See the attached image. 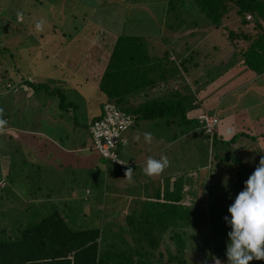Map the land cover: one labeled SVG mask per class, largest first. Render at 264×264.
Returning a JSON list of instances; mask_svg holds the SVG:
<instances>
[{
    "label": "rangeland",
    "instance_id": "rangeland-1",
    "mask_svg": "<svg viewBox=\"0 0 264 264\" xmlns=\"http://www.w3.org/2000/svg\"><path fill=\"white\" fill-rule=\"evenodd\" d=\"M163 1L0 0V88L8 90L11 96L13 88L1 83L17 81L13 66L18 67V75L32 71L31 78L36 84L46 82L50 90L56 88L55 93L41 88L26 99L29 104L26 109L41 107L43 110L26 112L22 119L29 125L28 129H36L35 132L21 133L6 125L5 132L0 133V237H8L10 233L15 236L19 227L35 220L37 209L42 206L59 210L74 227L81 224L99 226L108 235L107 241H118L122 237L129 245L130 217L127 213L137 210L144 198L132 177L126 181L125 177L117 180L119 173H111V170L121 168L124 174L140 160L144 169L149 157L159 160L166 156L170 165L162 172L163 180H158V186L161 185V193L167 191L174 200L180 198L181 208L190 212L189 219H184L179 226L194 230L207 226L209 237L208 232L206 236L214 244L226 243L229 239L224 217L231 218V214L218 202L224 203L221 197H225L230 199L228 206L234 203L245 181L264 157V71L258 73L243 61L244 56L238 49L243 47L245 40L232 42L227 31L229 27L238 32L253 31L254 22L241 23L232 10L223 17L220 28L212 29L209 18L192 8V13L183 12L182 22L177 23L172 11L165 15L161 8ZM18 13L23 14L22 21L17 20ZM41 20L44 21L43 30L37 31L36 23ZM122 32L142 34L149 43L150 54L173 50L171 58L179 59L194 49L190 54L194 58L187 63V70L182 64L179 68L184 80L169 78L164 85L180 88L187 83L189 90L185 92L189 99L198 101L196 105L187 104L188 116L201 110L215 113L219 121L214 129L215 143L210 144L195 129L194 123L168 124L164 117L138 118L125 130L127 142L119 145L117 154L125 160H133L127 166L109 161L93 147L85 124H90L101 113L102 103L108 99L99 86V70L106 66V56L116 36ZM83 34L87 37L86 44ZM12 36L20 39L18 43L11 42L18 47L13 49L21 53L18 58L13 49L7 50L8 46L12 48L9 42ZM71 37L72 43L77 39L81 43L69 44ZM56 40L63 43L60 51L64 54L63 63L56 54L51 57L49 53L53 47L48 44ZM85 47L88 50L84 59L77 52ZM196 60L199 63L195 66ZM14 86L18 90L27 88L24 83ZM7 104L1 106L0 103L4 110L1 118H4ZM37 128L42 133H37ZM146 132L152 134L151 143L145 142ZM52 137L62 141V148H54ZM82 141L87 150L73 151L72 157L67 156L70 164L62 162L66 151L81 145ZM42 152L46 161L40 158ZM131 155L136 158L128 159ZM143 174L145 179L139 183H147L153 191L155 184L144 171ZM137 177L142 179L141 174ZM121 183L138 188L137 196ZM194 232L196 239L189 237L187 240V258L204 249H196L198 244L211 245L206 242L205 233ZM168 235L169 232L164 233L163 246L156 249V256L159 250L166 251L163 261L168 247L175 251ZM218 252L208 250L205 253Z\"/></svg>",
    "mask_w": 264,
    "mask_h": 264
},
{
    "label": "trees",
    "instance_id": "trees-1",
    "mask_svg": "<svg viewBox=\"0 0 264 264\" xmlns=\"http://www.w3.org/2000/svg\"><path fill=\"white\" fill-rule=\"evenodd\" d=\"M179 7L181 8L177 10ZM161 8L166 12L165 15L172 11L177 23L182 22L183 12L191 14V9L196 8L209 18L213 25L212 29L220 28L223 17L232 10L241 23L253 21L251 27L253 31L244 29L238 32L229 27L227 36L232 42L234 39L245 40L243 47L238 49L244 56L243 61L258 73L264 71V0H164ZM13 46L18 48L17 45ZM148 47L149 43L142 34L122 32L116 36L106 66L99 70V86L108 98L102 104L110 101L120 106L132 114L134 122L138 118L166 117L168 124L194 123L195 129L209 140L210 144L216 142L215 130L212 133L205 131L203 122L196 117L198 112L192 116L186 113L188 103L196 105L198 102L189 99V94L185 92L189 90L187 83L184 82L180 88L164 85L169 78L184 80L179 68L182 64L183 69L187 70V63L194 58L190 55L194 49L182 57L179 56V59H173L171 58L173 50L164 49L162 54H150ZM9 49L13 47L8 46L7 50ZM198 63L196 60L194 65ZM13 69L18 75V68L13 66ZM12 76L15 79V76ZM14 81H7L9 84L6 82L2 85L17 90L14 84L24 83L27 88L23 90L29 94L41 88L47 93L56 92V88L50 90L47 84H36L31 76L22 74L16 82ZM57 92L61 94V90ZM0 97L2 106L6 96L1 88ZM89 128L90 124L88 131ZM179 131L183 132V129ZM177 133L178 131L174 134ZM221 198L224 203L218 204L221 206L224 204L228 209L230 199ZM140 204L133 213H127L130 217L129 245H126V239L122 237L118 241H107L108 235H105L99 226L81 224L74 227L59 210L44 207L40 209L39 206L35 220H29L19 227L15 236L12 237L10 233L8 237H0V264H216L212 261L215 257H220L222 264H227V256L222 250L226 252L229 239L225 240L226 243L214 244L208 238L207 226L195 230L180 227L183 220L190 217L189 209L181 208L180 198L174 200L167 191L161 193L159 188L153 197L140 200ZM227 228L230 232V225L227 224ZM187 229L191 232L188 233ZM194 231H198V235L205 233V236L208 232L206 242L209 241L211 245L208 243V246L204 247L207 244H203L204 246L198 244L196 249H204L192 258H187L189 244L187 240L189 237L196 239ZM166 232H169L168 236L175 245V251L168 247L163 261L162 255L166 251L159 250L156 256V249L163 246L162 237ZM208 250L219 252L209 255L205 253ZM250 264H264V260H254Z\"/></svg>",
    "mask_w": 264,
    "mask_h": 264
},
{
    "label": "clouds",
    "instance_id": "clouds-1",
    "mask_svg": "<svg viewBox=\"0 0 264 264\" xmlns=\"http://www.w3.org/2000/svg\"><path fill=\"white\" fill-rule=\"evenodd\" d=\"M17 16L23 20L22 13ZM43 26V20L37 22L36 30H43ZM3 112V108H0V117ZM7 124L6 119L0 118V133L5 132ZM144 138L145 142L151 143L152 134L146 132ZM169 165L166 156H161L159 160L149 157L143 171L152 176L162 173ZM132 171L130 167L126 170V178L131 179ZM226 181L227 177L224 183ZM228 212L231 218L224 217L231 227L226 248L227 264H250L253 260H264V157H261L258 166L245 181L244 189L235 197ZM216 264L222 262L217 259Z\"/></svg>",
    "mask_w": 264,
    "mask_h": 264
},
{
    "label": "crops",
    "instance_id": "crops-1",
    "mask_svg": "<svg viewBox=\"0 0 264 264\" xmlns=\"http://www.w3.org/2000/svg\"><path fill=\"white\" fill-rule=\"evenodd\" d=\"M62 33L63 34H66L65 31H62ZM41 34L42 33H39V35H41ZM22 35L24 36L23 33H22ZM19 37H21V35ZM19 37L14 39L13 36H12L10 38L9 42L11 43V42H14L15 41L16 43H18L19 40H20ZM86 38H87L86 35L83 34V39H85L83 42L85 44H86V40H87ZM71 40H73V37L70 38V40L68 42L69 44H79V43H81L78 39L75 40L74 43H72ZM6 41H8V39ZM11 45H12V43H11ZM12 47H14V46L12 45ZM48 47H53V51L52 52H51V50L49 51L50 56L51 57H54L55 54H56V57H59L60 60H61V62H62L63 61V58H64L63 57L64 54L62 55V53H60V51L63 48V43H58V40H56L55 43H49L48 44ZM87 50H88L87 47L82 48V49L79 48L77 54H79L80 57H83L85 59L84 54L87 53ZM13 53L15 54V56H17V58L20 57V54H21L20 52H18V51H16V50L13 49ZM108 57L109 56H107V59H108ZM1 60H2V58L0 59V62H1ZM11 68L13 69V67H11ZM5 72H7V69H5ZM25 72L26 71H23L22 74L25 75ZM49 73L50 74L53 73V70H51ZM22 74L17 75V77H16L17 80H18V77L20 75H22ZM94 74L97 75L96 72ZM26 76L33 77L32 71L29 72V73H27ZM250 80H252V79H250ZM43 84H47V83L46 82H43ZM48 85H51V84H48ZM4 95L6 96L5 99H4L5 103L7 104V102H8L7 107H6V110H5V115H4V118H3V119H6L8 121L7 126H9L10 128L13 127V129L15 128L17 131H19L21 133L22 132H35L36 129H28L29 125L27 123H24L22 119H24L26 112H29L30 114H32V111H35L37 113L38 111H43V110H42L41 107H40V109H33V108L26 109L27 107H29L28 101H26V99L29 98V96H28L29 95V92H26L23 89L22 90H18L17 89V90L11 91V96L9 94H7V91L6 92L4 91ZM36 113H34L33 117L36 115ZM85 125L88 128V125L89 124H85ZM37 133H42V131L38 129ZM52 139L53 140H51V139L50 140H51L52 144L55 146L54 147L55 149L62 148V141L61 140H59V139L56 140L54 137H52ZM135 141H137V140H134V142ZM125 142H127V140ZM125 142H123V143H125ZM83 143L84 142L82 141L81 142V145H79L77 147H73V148L69 149L68 151H66V154L63 156L62 162H65V163H69L70 164L71 163V160L68 159L67 156H71V153L73 151H75V150L84 151L85 152L87 149H86V146ZM133 157H135V156L134 155H131L130 158H128V159H133ZM40 158L42 159V161L45 160V159H47L46 156H45V154H44V152H42V154L40 155ZM145 158H147V157H145ZM53 159L55 161L56 158H53ZM140 161H138V163L135 164V165H133V167L131 168L133 170L132 171V174H131L132 181L138 183V186H140V189H141L140 195L143 198H145V197L150 198V197H153L155 195V193L158 191L159 188H161V185L158 186V182H159L158 180H160V181L163 180L162 173L160 174V177L158 176V174L152 175V176H149L148 175L150 177V181L152 182V184H155L154 187H153L154 188L153 189L154 192H153L152 190L149 189V186L147 185V183H145V184L139 183V182H142L145 179L144 178V174H143V169L140 166ZM106 169H107V172L109 173V167H107ZM111 173H119V175L117 174V177H116L117 180H120L121 177H125V181L127 180V178L125 176V173L123 174V172H121V168L120 169H116V170H111ZM138 174H141L142 179H139V177H137ZM107 176H108V174H107ZM113 176H114V174H113ZM143 185H145V187ZM121 186L131 189L133 195L135 193V195L137 196V191H139V190H138V188L135 189L132 186V184L126 186L124 183H121ZM163 186L165 187V185H163ZM107 188H108V186H107ZM170 188L172 189V187H170ZM104 189L107 190L106 188H104ZM149 191H152V192H149ZM41 208H42V206H40V209Z\"/></svg>",
    "mask_w": 264,
    "mask_h": 264
},
{
    "label": "built area",
    "instance_id": "built-area-1",
    "mask_svg": "<svg viewBox=\"0 0 264 264\" xmlns=\"http://www.w3.org/2000/svg\"><path fill=\"white\" fill-rule=\"evenodd\" d=\"M248 16H250L248 14ZM6 84H9L7 82ZM196 117L203 122L206 132L212 133L218 124V117L215 113L200 111ZM134 124V118L130 112L122 109L110 101L102 106L100 116L94 118L90 123L89 133L93 141V147L99 154L118 166H125L133 160H125L118 156L117 148L127 140L124 132ZM120 162V163H119ZM122 163V164H121ZM218 258H213L216 263ZM219 260V259H218Z\"/></svg>",
    "mask_w": 264,
    "mask_h": 264
}]
</instances>
